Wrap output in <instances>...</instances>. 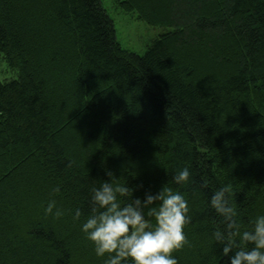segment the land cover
<instances>
[{
	"label": "trees",
	"instance_id": "obj_1",
	"mask_svg": "<svg viewBox=\"0 0 264 264\" xmlns=\"http://www.w3.org/2000/svg\"><path fill=\"white\" fill-rule=\"evenodd\" d=\"M113 2L166 30L137 53L102 0H0V264H104L80 227L106 180L182 193L172 255L227 264L211 194L231 185L241 230L264 214V0Z\"/></svg>",
	"mask_w": 264,
	"mask_h": 264
},
{
	"label": "clouds",
	"instance_id": "obj_2",
	"mask_svg": "<svg viewBox=\"0 0 264 264\" xmlns=\"http://www.w3.org/2000/svg\"><path fill=\"white\" fill-rule=\"evenodd\" d=\"M106 175L111 177L113 173L109 171ZM189 178L187 167L172 177L181 185ZM231 192V185L225 184L208 200L209 208L222 218L224 225L212 232V239L222 246L227 264H264V214L255 217L250 229L241 230L230 203ZM128 195L127 186L107 180L92 188L91 213L80 230L92 242L95 255L107 254L104 264H178L172 253L187 243L184 226L190 219L184 195L163 188L155 194L145 192L143 198L136 197L125 204L121 198ZM44 211L61 215L55 200H50ZM80 217L81 211L77 209L73 220L79 221Z\"/></svg>",
	"mask_w": 264,
	"mask_h": 264
},
{
	"label": "rangeland",
	"instance_id": "obj_3",
	"mask_svg": "<svg viewBox=\"0 0 264 264\" xmlns=\"http://www.w3.org/2000/svg\"><path fill=\"white\" fill-rule=\"evenodd\" d=\"M114 0H102V5L112 18L115 35L120 44L137 53H143L146 44L159 32L166 30L160 26H150L136 19L134 12H123Z\"/></svg>",
	"mask_w": 264,
	"mask_h": 264
}]
</instances>
